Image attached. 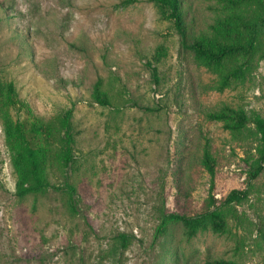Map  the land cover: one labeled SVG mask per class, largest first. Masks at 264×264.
I'll list each match as a JSON object with an SVG mask.
<instances>
[{
  "label": "rangeland",
  "instance_id": "rangeland-1",
  "mask_svg": "<svg viewBox=\"0 0 264 264\" xmlns=\"http://www.w3.org/2000/svg\"><path fill=\"white\" fill-rule=\"evenodd\" d=\"M250 8L183 0L186 42L219 35V20ZM174 28L152 0H0V264H264V167L247 183L260 135L254 123L231 131L207 114L229 106L264 119L261 49L209 66ZM241 61L244 77L223 86V71ZM97 81L109 106L92 97ZM67 110L74 143L65 165ZM7 119L46 150L45 192L16 195ZM206 139L217 160L215 196L246 188L248 197L224 233L188 239L172 222L155 234L163 214L205 205ZM65 183L75 187V210Z\"/></svg>",
  "mask_w": 264,
  "mask_h": 264
},
{
  "label": "trees",
  "instance_id": "trees-1",
  "mask_svg": "<svg viewBox=\"0 0 264 264\" xmlns=\"http://www.w3.org/2000/svg\"><path fill=\"white\" fill-rule=\"evenodd\" d=\"M162 11L165 18L173 21L174 29L180 34L185 47L194 51L195 55L209 66L223 67L225 62L240 54L255 53L261 49V58L264 59V0H227L234 7L250 6L245 12H233L223 20H219V35H207L200 33L190 43L186 42L187 25L183 10V0H152ZM216 29V30H217ZM154 70V69H153ZM247 70V62H238L236 67L223 71V86H226L233 78H243ZM8 92H13L8 86ZM92 97L95 102L102 106H109L111 101L106 92L97 81L92 90ZM8 102H12L10 95ZM208 116L217 121L223 122V126L231 131H240L248 123H254L260 135L262 148L260 157L249 173L247 183L256 178L264 167V119L258 115H247L243 109H235L229 106L220 110L207 113ZM6 143L9 149L11 164L16 174V195L24 197L28 194L42 193L51 187L47 176V152L42 147H35L27 136L26 130L21 123L5 121L4 125ZM33 130L39 133L50 134L48 126L34 124ZM61 131L63 133L64 149L61 153V160L68 165L72 160V146L74 134L71 123V111L62 115ZM200 164L210 179V187L205 205L194 213L163 214L162 220L157 227L156 233L165 231L167 225L172 222L180 223L183 235L190 239L199 232L211 230L214 233H224L227 230L228 214H235L234 205L244 201L248 197V190L232 189L225 197L217 198L214 194L215 180L217 175V160L212 150L210 140L206 139L202 146ZM69 206L75 210V187L65 183ZM130 237L122 233L118 235L117 243L125 247ZM209 264H235L233 261L215 259Z\"/></svg>",
  "mask_w": 264,
  "mask_h": 264
}]
</instances>
